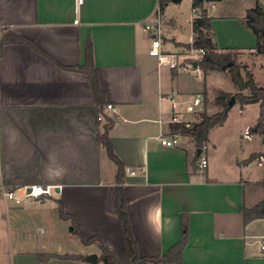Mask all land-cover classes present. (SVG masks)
Here are the masks:
<instances>
[{
  "label": "crops",
  "instance_id": "obj_1",
  "mask_svg": "<svg viewBox=\"0 0 264 264\" xmlns=\"http://www.w3.org/2000/svg\"><path fill=\"white\" fill-rule=\"evenodd\" d=\"M181 1L170 0L160 10L159 0H84L81 5L76 0H0L2 177L14 191L51 187L43 200L0 195V222L20 243L14 264H43L39 253L98 256L99 244L85 245L80 234L100 237L118 264H130L118 217L117 165L98 139L109 120V138L125 169L144 167L134 176L126 174L123 184L140 256H165L181 240L186 216L183 264H264V217L245 223L243 214L264 199V164L259 165L264 144L257 134L244 137L259 119V104L242 106L236 100L226 122L209 132L206 168L199 167L200 149L189 136L179 134L174 147L160 142L161 136L173 135L170 96L183 101L181 111L188 98L192 103L201 99L197 113L184 114L185 119L196 115L198 120L204 109L215 114L219 108L215 103L209 108L207 100L209 87L220 78L217 71L205 76L201 70L203 87L194 91L192 72L160 67L150 55L153 33L145 26L157 17L165 52L180 55L193 43L197 14L193 0L189 9L174 5ZM257 1L264 8V0H241L235 12H222V0H208L204 7L218 49L236 53L238 64L260 86L255 71L263 67L264 54H257V38L244 25ZM88 40L102 91L98 99L81 69ZM36 217L48 218L57 233L61 222L72 226L77 248L32 246ZM55 234L48 232V238ZM47 264L92 263L52 259Z\"/></svg>",
  "mask_w": 264,
  "mask_h": 264
},
{
  "label": "trees",
  "instance_id": "obj_2",
  "mask_svg": "<svg viewBox=\"0 0 264 264\" xmlns=\"http://www.w3.org/2000/svg\"><path fill=\"white\" fill-rule=\"evenodd\" d=\"M160 10H163L164 6L170 2V0H159ZM208 0H193L192 6L196 11L197 16L194 18L193 34L194 39L191 45L186 47L202 48L206 51V54L202 59L198 61V66L204 73L208 75L216 71L228 70L231 81L238 89V93L234 95L235 99L242 105L258 103L260 106V115L257 123L249 129L251 134H257L261 137L264 144V85L258 86L253 78V75L247 71L245 66H240L237 63V54L225 49H218L214 41L212 18L209 17L204 5ZM244 25L250 29L257 38V54H264V8L257 1L256 5L247 11V15L244 20ZM18 40V38H17ZM16 41V39H14ZM85 70L90 76L95 97L102 94L99 85V74L93 63V50L90 40L87 42L86 47V64L81 68ZM245 71L243 75L242 71ZM244 90H248V94H243ZM233 95L228 92L218 91L214 103L221 110L218 113L208 115L206 112L200 114L199 119L192 124L191 127H185L183 124L177 123L171 125L172 131L179 132V134L189 136L195 143L198 149H201L209 140V132L216 127L222 126L228 117V111L231 106L229 102ZM112 125V120L105 125L103 134L99 135V142L105 147L111 160L117 165V189H118V217L121 224L122 234L127 250V255L130 264H147V263H168L175 262L177 264H183V252L188 243V223L187 217L183 216L182 219V236L181 240L174 245L168 253L161 258H147L142 257L138 253L137 243L135 241L133 231L130 225V220L127 211L128 200L125 197L123 191V184L126 175L125 167L122 160L114 152L110 138L109 130ZM256 155L250 157L249 161L254 160ZM264 186V181H263ZM59 214L61 217H66L63 211L62 202L59 203ZM245 223H249L256 218L264 217V199L254 206L253 208H245L243 210ZM81 241L85 245L92 243H98L100 248V255L98 256L97 264H118L115 257L110 251H108L103 245L101 238L93 236L86 239L80 234ZM39 260L43 264H47L52 259L61 260H75L81 262H88V256L85 255H57L49 253H39Z\"/></svg>",
  "mask_w": 264,
  "mask_h": 264
},
{
  "label": "built area",
  "instance_id": "obj_3",
  "mask_svg": "<svg viewBox=\"0 0 264 264\" xmlns=\"http://www.w3.org/2000/svg\"><path fill=\"white\" fill-rule=\"evenodd\" d=\"M77 4H83L84 0H76ZM145 29L151 33H153V38L151 40V48L150 55L155 57L158 61V65L160 67H166L170 70L174 71H182V72H195L199 74L201 72L200 67L194 66V63H198L200 59L206 54V51L202 48H194L189 47L184 54H175V53H167L163 50V43L161 39V21L160 18L154 22L147 23ZM172 113L170 118V124H183L185 127H191L195 121H190L189 119L184 118V114H196L197 107L201 105V99L195 98L192 104H187L185 106V110H180L179 102L176 100L174 96L169 97ZM108 109H114L112 104L107 105ZM173 135L171 137H160V142L163 146L166 147H174L179 145L180 138L179 132L172 131ZM244 137L247 139L251 138V133L248 130L245 131ZM208 146L205 144L199 150V167L206 168L208 166V159L206 158V151ZM264 164V154L259 157V165ZM126 174L129 176H134L137 172L144 171V167L140 166L138 169H125ZM51 194V187H44L43 185H33V186H23L18 190L14 191L10 189L3 180L2 177V167L0 164V195L8 200H18L19 198H35L39 200H43L46 195ZM262 249L264 250V244L262 245Z\"/></svg>",
  "mask_w": 264,
  "mask_h": 264
},
{
  "label": "rangeland",
  "instance_id": "obj_4",
  "mask_svg": "<svg viewBox=\"0 0 264 264\" xmlns=\"http://www.w3.org/2000/svg\"><path fill=\"white\" fill-rule=\"evenodd\" d=\"M239 3H241V0H222L221 4L219 5L220 10L222 12H235L234 10L237 9ZM177 5L178 7H187L189 9L190 7V0H183L178 4H174ZM262 5L264 6V1H262ZM175 8V7H174ZM237 14V13H236ZM188 19V17H187ZM185 35V30L182 31ZM188 49V47H185L182 51V54L186 53V50ZM237 63H239V57H237ZM240 66H243L241 64H239ZM246 67V66H245ZM218 72V71H217ZM256 80L257 82L260 83V86H262L264 83V65L261 68H257L256 69ZM243 73V71H242ZM220 78H215L214 79V85L209 87L210 92L208 93V103H209V108H214V98L217 94L218 91H234V84L232 83L230 76H229V72L228 70H224V71H219L218 72ZM246 73L244 72L243 75H245ZM198 75V76H197ZM192 76V83L195 84L194 91L195 89L197 90L198 87H203V83H204V79H203V75L201 72H199V74L192 72L191 73ZM196 79V80H195ZM193 84V85H194ZM216 86V87H215ZM220 88V89H218ZM231 93L233 96L235 93L229 92ZM179 103L180 106H182V100L180 99H176ZM186 100V99H185ZM193 101V97L188 98V100H186V102L184 103L189 104L192 103ZM236 104V102H235ZM220 108H217L216 111H220ZM215 110L213 109L212 111L210 109H204L203 112H206L208 115H212L213 112ZM216 112V113H218ZM192 117L189 118L190 121H197L196 120V115H191ZM243 130V129H242ZM242 130H241V135H242ZM221 135V133H220ZM241 141H242V136H241ZM37 218V228L38 230L35 232L34 231V242H32V246H37V248H40L43 250H65L67 248H73L76 249L77 245L75 242V235L73 234V232H70L72 226L70 227H66L64 226L65 224L59 223L58 227H60L61 231L64 232L65 234H62L61 231L60 233H57V227L56 225L53 227L51 226V224L47 221L48 218H40V217H36ZM41 229V231H40ZM54 232L56 233L55 236L50 240L48 238V232ZM12 238L17 239L18 236H13L10 232L9 226L7 224H4L2 222H0V264H14V255L17 252V246L16 244H20L17 243V241H12ZM14 240V239H13ZM79 243V242H78ZM89 249L87 248H83L82 251L83 253L88 252ZM49 254H53V253H49ZM58 255V254H57ZM100 255V254H99ZM98 255V256H99ZM61 260V259H59ZM100 264V263H99Z\"/></svg>",
  "mask_w": 264,
  "mask_h": 264
},
{
  "label": "water",
  "instance_id": "obj_5",
  "mask_svg": "<svg viewBox=\"0 0 264 264\" xmlns=\"http://www.w3.org/2000/svg\"><path fill=\"white\" fill-rule=\"evenodd\" d=\"M194 66H197V63H194ZM235 102H236V99L233 96L229 102V105L232 107L234 106ZM87 258H88V261L91 262L92 264H97L98 262V256L96 254H91Z\"/></svg>",
  "mask_w": 264,
  "mask_h": 264
}]
</instances>
